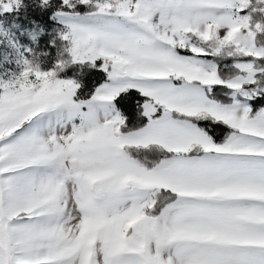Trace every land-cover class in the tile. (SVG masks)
<instances>
[{
  "label": "snow or ice",
  "instance_id": "snow-or-ice-1",
  "mask_svg": "<svg viewBox=\"0 0 264 264\" xmlns=\"http://www.w3.org/2000/svg\"><path fill=\"white\" fill-rule=\"evenodd\" d=\"M55 15L53 68L0 72V264H264V0ZM98 60L90 96L61 78ZM131 90L129 126L114 101Z\"/></svg>",
  "mask_w": 264,
  "mask_h": 264
},
{
  "label": "trees",
  "instance_id": "trees-1",
  "mask_svg": "<svg viewBox=\"0 0 264 264\" xmlns=\"http://www.w3.org/2000/svg\"><path fill=\"white\" fill-rule=\"evenodd\" d=\"M55 10H61V1L60 0H51L50 4L47 6H42L41 0H21L20 11L14 13L18 19L21 18L22 21H25L27 24L36 23L42 27L45 37L46 32L54 24V21L51 18L52 12ZM84 9L81 8L82 12ZM42 36V37H43ZM47 37V36H46ZM41 37H39L37 43L40 44ZM48 44H45V50L38 49L39 46L34 49L35 55L39 59L40 63L45 65L42 66L44 69L53 68L55 62L56 47L60 46V41L57 35L51 34L47 38ZM55 43L56 47H51V44ZM47 45V48H46ZM47 54V55H45ZM97 68H90L87 65L85 66H75L67 70L66 73H61V78L73 77L77 73H80L76 76V79L81 83V95L87 93L89 96L93 93L94 88L97 87L102 79L104 78L103 72L98 71V64L96 63ZM143 97H141L135 90H131L127 93L126 96L119 97L114 101L116 110L126 118L129 126H132L137 123L139 118V109L137 108V102L143 103ZM141 123L143 121H140Z\"/></svg>",
  "mask_w": 264,
  "mask_h": 264
},
{
  "label": "rangeland",
  "instance_id": "rangeland-1",
  "mask_svg": "<svg viewBox=\"0 0 264 264\" xmlns=\"http://www.w3.org/2000/svg\"><path fill=\"white\" fill-rule=\"evenodd\" d=\"M57 11L58 10L52 12L51 18L54 24L51 25L44 37L42 27L36 23L27 24L25 21H22L21 18H17L14 13L21 12L20 6L18 8L14 7L11 12L3 11V8L0 7V72L14 68L21 57L32 58L34 56L40 63L37 55L34 53L36 46H39L38 49L45 50L44 46L48 44L47 38H49L51 34L58 36L59 32L63 30V24L60 22L59 17L55 15ZM39 37H41L39 40L40 44L37 43ZM96 63L99 67L103 61L98 60ZM42 66H45L43 62L42 64L40 63L41 69L44 71L51 70V68L44 69ZM103 75L104 78L100 84L104 83L106 80V74L104 72Z\"/></svg>",
  "mask_w": 264,
  "mask_h": 264
}]
</instances>
